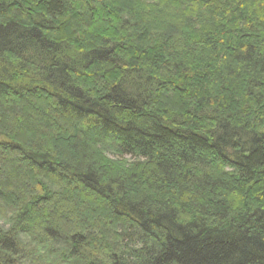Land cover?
I'll list each match as a JSON object with an SVG mask.
<instances>
[{
	"label": "trees",
	"instance_id": "trees-1",
	"mask_svg": "<svg viewBox=\"0 0 264 264\" xmlns=\"http://www.w3.org/2000/svg\"><path fill=\"white\" fill-rule=\"evenodd\" d=\"M57 256L264 264V0H0V264Z\"/></svg>",
	"mask_w": 264,
	"mask_h": 264
},
{
	"label": "rangeland",
	"instance_id": "rangeland-1",
	"mask_svg": "<svg viewBox=\"0 0 264 264\" xmlns=\"http://www.w3.org/2000/svg\"><path fill=\"white\" fill-rule=\"evenodd\" d=\"M68 19H70V17H68ZM186 100V99H185ZM200 100V99H199ZM199 100H197V101H199ZM198 103H200V102H198ZM29 228H31V227H29ZM30 230V229H29ZM41 252H45V250H41ZM57 261H54L55 262V264H72L71 262H69L67 259H66V257H63V256H57Z\"/></svg>",
	"mask_w": 264,
	"mask_h": 264
}]
</instances>
